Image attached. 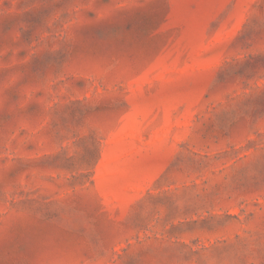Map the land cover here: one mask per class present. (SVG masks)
<instances>
[{
  "label": "rangeland",
  "instance_id": "1",
  "mask_svg": "<svg viewBox=\"0 0 264 264\" xmlns=\"http://www.w3.org/2000/svg\"><path fill=\"white\" fill-rule=\"evenodd\" d=\"M0 264H264V0H0Z\"/></svg>",
  "mask_w": 264,
  "mask_h": 264
},
{
  "label": "trees",
  "instance_id": "2",
  "mask_svg": "<svg viewBox=\"0 0 264 264\" xmlns=\"http://www.w3.org/2000/svg\"><path fill=\"white\" fill-rule=\"evenodd\" d=\"M86 166L88 165V164H85Z\"/></svg>",
  "mask_w": 264,
  "mask_h": 264
}]
</instances>
